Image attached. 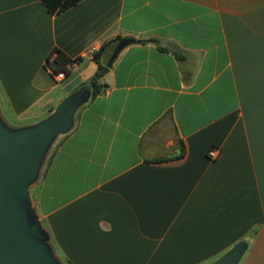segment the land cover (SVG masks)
I'll return each mask as SVG.
<instances>
[{
    "label": "crops",
    "instance_id": "obj_1",
    "mask_svg": "<svg viewBox=\"0 0 264 264\" xmlns=\"http://www.w3.org/2000/svg\"><path fill=\"white\" fill-rule=\"evenodd\" d=\"M54 49L73 61L62 81ZM73 96L15 197L59 260L214 264L237 247L235 264H264V0H82L56 16L0 0V133Z\"/></svg>",
    "mask_w": 264,
    "mask_h": 264
},
{
    "label": "water",
    "instance_id": "obj_2",
    "mask_svg": "<svg viewBox=\"0 0 264 264\" xmlns=\"http://www.w3.org/2000/svg\"><path fill=\"white\" fill-rule=\"evenodd\" d=\"M134 43L124 38L112 44L104 66L111 67L119 53ZM75 99L61 103L56 113L34 130L13 137L0 133V264H50L42 249L28 238L15 197L20 184L31 175L36 156L57 132L66 129ZM240 254L236 247L216 264H235Z\"/></svg>",
    "mask_w": 264,
    "mask_h": 264
},
{
    "label": "trees",
    "instance_id": "obj_3",
    "mask_svg": "<svg viewBox=\"0 0 264 264\" xmlns=\"http://www.w3.org/2000/svg\"><path fill=\"white\" fill-rule=\"evenodd\" d=\"M46 11L50 16L59 15L71 7L75 6L82 0H40ZM117 39L116 41H119ZM154 42V41H149ZM161 49V47H159ZM96 59H98V54L95 55ZM72 60L63 54L61 51L54 49L50 52L46 60V67L54 74H58L63 72L64 74H69V66L72 64ZM107 71V67L104 64L98 62L96 71L92 78L89 81L88 86L92 91L91 99L95 98L101 90V85L99 83L100 78ZM87 86V85H85ZM183 150L181 151L180 156L183 154ZM64 264H69L68 262H63Z\"/></svg>",
    "mask_w": 264,
    "mask_h": 264
},
{
    "label": "rangeland",
    "instance_id": "obj_4",
    "mask_svg": "<svg viewBox=\"0 0 264 264\" xmlns=\"http://www.w3.org/2000/svg\"><path fill=\"white\" fill-rule=\"evenodd\" d=\"M87 85V84H86ZM38 126H33V127H27V128H22L21 130H18L19 132H17V134L26 132V131H31L36 129ZM13 131H11L12 133ZM16 134V135H17ZM50 144H53V141H50L48 143V146ZM38 224L34 223V222H25V226H26V234L28 236V238L35 243L36 245H38L42 251L44 252L45 257L48 259L50 264H62L63 262L61 260H59V257L55 254L54 248L52 247V243L50 240V235L48 234V232L40 227L37 226ZM56 255V259L52 262V258ZM218 262V261H217ZM216 262V263H217ZM214 263V264H216Z\"/></svg>",
    "mask_w": 264,
    "mask_h": 264
},
{
    "label": "built area",
    "instance_id": "obj_5",
    "mask_svg": "<svg viewBox=\"0 0 264 264\" xmlns=\"http://www.w3.org/2000/svg\"><path fill=\"white\" fill-rule=\"evenodd\" d=\"M52 75L54 76V79H55L56 81H62V80H64V78H65V74H64L63 72H60V73H58V74H54V73H52ZM218 153H219L218 149H216V148H212V149L208 150V152H207V157H208L210 160H215V159L217 158V156H218Z\"/></svg>",
    "mask_w": 264,
    "mask_h": 264
}]
</instances>
